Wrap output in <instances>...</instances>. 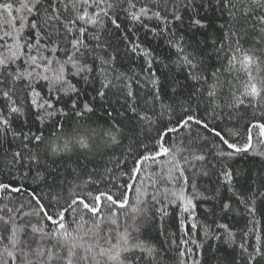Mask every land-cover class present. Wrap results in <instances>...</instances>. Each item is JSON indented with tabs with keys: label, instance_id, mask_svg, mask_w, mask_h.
<instances>
[{
	"label": "snow or ice",
	"instance_id": "obj_1",
	"mask_svg": "<svg viewBox=\"0 0 264 264\" xmlns=\"http://www.w3.org/2000/svg\"><path fill=\"white\" fill-rule=\"evenodd\" d=\"M249 153L264 0H0V264H201L213 236L264 264V173L233 167ZM198 204L217 218L198 224Z\"/></svg>",
	"mask_w": 264,
	"mask_h": 264
},
{
	"label": "trees",
	"instance_id": "obj_2",
	"mask_svg": "<svg viewBox=\"0 0 264 264\" xmlns=\"http://www.w3.org/2000/svg\"><path fill=\"white\" fill-rule=\"evenodd\" d=\"M215 15L216 14L211 11L207 12V18L210 20L214 19ZM207 31L209 33L210 39L220 36L219 31L216 30L215 27H210ZM154 43L160 45V47L157 49L158 53H166L168 51L167 46L163 45L162 41H155ZM221 123L223 125V122ZM241 124H243V121H241ZM228 126L231 127L232 125L229 124ZM192 129L194 133L200 132V130L197 128L195 124L192 125ZM200 134H205V133H200ZM208 138L209 141H212V136L210 134H208ZM209 159H211V157H209ZM76 160H77V156L71 155L70 159H65L59 161L58 163H60L61 166L64 167L73 163ZM82 160L83 158L81 157V161ZM233 167L239 169L247 178H254L258 173H264V158L249 153L247 156L237 159L234 162ZM4 179L6 181L8 178L5 177ZM69 179L70 180L72 179L71 175H69ZM243 182L244 181H241V183ZM25 183H30V181ZM200 184H201L200 190L202 192H204L205 189L210 187V182L207 179L202 180ZM31 186L35 188L34 184H32ZM40 191L41 189H37V192ZM211 207H212L211 204L208 205L198 204L196 209V222L198 224L205 221H207L210 224L214 218H217L214 217L211 213L205 212V208L211 209ZM260 210L264 211V204L260 205ZM168 211L170 215L165 218V228L170 232L177 233V235H183V232L179 228V221L177 218L179 209L170 207ZM240 211L243 212V209L241 208ZM191 222L192 221H188L185 226L189 233L193 232V230L191 229ZM220 222L228 223L232 231L237 233V239L238 240L240 239V232L241 230L244 229L246 223L245 217L243 215H230L227 219L222 220ZM213 227L215 226L213 225ZM146 235L149 236L154 241L163 239L162 237L158 236L156 224H153L149 228ZM195 235L198 240L204 239L202 232L199 228L195 230ZM174 257H175V252L170 253L167 264H176ZM201 264H239L238 249H235L234 247H230L227 243H225L224 239H216L213 236L212 238L204 241L203 257L201 260Z\"/></svg>",
	"mask_w": 264,
	"mask_h": 264
}]
</instances>
